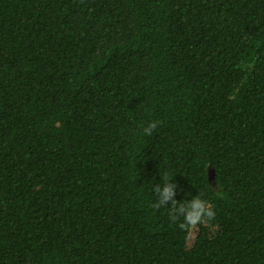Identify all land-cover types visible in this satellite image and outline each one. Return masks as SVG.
<instances>
[{"label":"trees","instance_id":"1","mask_svg":"<svg viewBox=\"0 0 264 264\" xmlns=\"http://www.w3.org/2000/svg\"><path fill=\"white\" fill-rule=\"evenodd\" d=\"M0 264H264V0H0Z\"/></svg>","mask_w":264,"mask_h":264},{"label":"clouds","instance_id":"2","mask_svg":"<svg viewBox=\"0 0 264 264\" xmlns=\"http://www.w3.org/2000/svg\"><path fill=\"white\" fill-rule=\"evenodd\" d=\"M159 125L160 122L156 120L148 122L142 129L143 134L151 136ZM162 179V184L153 186L155 201L150 204V207L157 211L166 209L170 222L185 233V239L195 240L201 227H211L216 220L215 205L205 197L203 192L179 202L175 197L178 195V190L183 191L181 186L173 182V178L168 173H163ZM169 204L171 207H168Z\"/></svg>","mask_w":264,"mask_h":264},{"label":"water","instance_id":"3","mask_svg":"<svg viewBox=\"0 0 264 264\" xmlns=\"http://www.w3.org/2000/svg\"><path fill=\"white\" fill-rule=\"evenodd\" d=\"M208 175H209V181L212 182L215 178V174L211 167L209 168Z\"/></svg>","mask_w":264,"mask_h":264}]
</instances>
